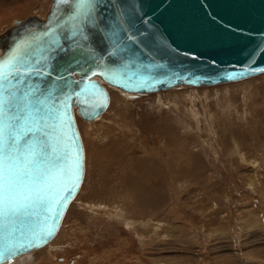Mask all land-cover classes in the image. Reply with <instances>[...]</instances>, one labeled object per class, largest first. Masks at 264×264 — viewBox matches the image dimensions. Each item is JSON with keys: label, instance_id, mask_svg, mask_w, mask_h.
<instances>
[{"label": "rangeland", "instance_id": "rangeland-1", "mask_svg": "<svg viewBox=\"0 0 264 264\" xmlns=\"http://www.w3.org/2000/svg\"><path fill=\"white\" fill-rule=\"evenodd\" d=\"M52 3L0 0V34ZM108 90L98 121L77 115L86 172L60 233L13 264H264V74Z\"/></svg>", "mask_w": 264, "mask_h": 264}, {"label": "water", "instance_id": "water-1", "mask_svg": "<svg viewBox=\"0 0 264 264\" xmlns=\"http://www.w3.org/2000/svg\"><path fill=\"white\" fill-rule=\"evenodd\" d=\"M35 19L6 38L0 74L12 71L18 54L49 71L25 79L54 92L48 103L58 117L49 123L63 153L56 163L71 173L65 181L71 194L51 212L39 206L30 215H0V264L47 246L80 191L85 152L73 112L91 121L109 105L94 77L124 92L151 94L264 74V0H53L46 19Z\"/></svg>", "mask_w": 264, "mask_h": 264}, {"label": "snow or ice", "instance_id": "snow-or-ice-1", "mask_svg": "<svg viewBox=\"0 0 264 264\" xmlns=\"http://www.w3.org/2000/svg\"><path fill=\"white\" fill-rule=\"evenodd\" d=\"M9 67L11 72L0 74V215H30L28 210L39 206L51 212L52 205L61 206L71 194V188L65 192V181L71 179V173L56 163L63 153L49 123L58 117L55 104L48 103L54 92L25 79L50 73L32 68L19 54ZM62 93V88L55 90L57 99Z\"/></svg>", "mask_w": 264, "mask_h": 264}, {"label": "bare ground", "instance_id": "bare-ground-1", "mask_svg": "<svg viewBox=\"0 0 264 264\" xmlns=\"http://www.w3.org/2000/svg\"><path fill=\"white\" fill-rule=\"evenodd\" d=\"M51 8V7H50ZM49 12H50V9H49V11H48V13H47V15L49 14ZM46 15V16H47ZM37 16V15H36ZM36 16H33V17H29V18H27V19H25V20H23L22 19V21L21 20H16L15 22H14V24L11 26V27H9L8 29H6L2 34H0V56L2 55V53H3V48L5 47V45H6V43H7V37L9 36V34L10 33H12V31L13 30H19L20 28H22L26 23H32L33 21H35L36 19L35 18H37ZM46 16L44 17V18H42V17H38L40 20H45L46 19ZM17 21H19L20 23H17ZM76 77V76H75ZM94 79H96V80H98V81H100V83L106 88V90H107V92H108V95H109V105H108V107L104 110V112H102L97 118H95L94 120H91V121H87V120H84V121H86V122H95V121H98L106 112H107V110H108V108L110 107V104H111V95H110V91L108 90V88H115V87H112V86H110V85H108V84H105V83H103L98 77H94ZM178 87H188V86H178ZM178 87H175V88H178ZM211 87V86H210ZM189 88H197V87H189ZM115 89H117V90H120V89H118V88H115ZM173 89V88H172ZM120 91H122V93L127 97V98H129V99H134V98H137L139 95H145V94H134V93H129V92H124L123 90H120ZM74 113V118H75V122H76V124H77V113H76V110L73 112ZM80 117V116H79ZM77 129H78V131H79V134H80V137H81V139H82V136H81V133H80V130H79V127H78V124H77ZM82 144H83V148H84V152H85V147H84V143H83V140H82ZM85 172H86V154H85ZM83 182H84V180H83ZM82 185H83V183H82ZM81 188H82V186H81ZM81 188H80V190H81ZM80 192V191H79ZM79 192H78V194H79ZM78 194H77V196H78ZM76 196V197H77ZM76 197H75V199H76ZM74 199V200H75ZM73 200V201H74ZM72 201V202H73ZM72 202H71V204H72ZM70 204V205H71ZM70 207V206H69ZM69 207H68V210H69ZM68 210H67V212H68ZM67 212L65 213V216H64V218H63V220H62V223H61V226H60V228H59V230H58V232H57V234H56V236L54 237V239L47 245V246H44V247H42V248H40V249H37V250H34V251H32V252H30V253H28V254H24V255H21V256H18V257H16V258H14V259H12V260H10L9 262H7V263H5V264H13L14 262H16L18 259H21V258H26V257H28V256H30L31 254H33L34 252H36V251H39V250H42V249H45V248H47L48 246H50L54 241H55V239L57 238V236H58V234L60 233V231H61V229H62V227H63V223H64V219H65V217H66V214H67Z\"/></svg>", "mask_w": 264, "mask_h": 264}]
</instances>
